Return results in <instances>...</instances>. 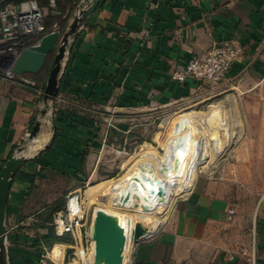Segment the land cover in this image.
Returning a JSON list of instances; mask_svg holds the SVG:
<instances>
[{
  "label": "crops",
  "instance_id": "crops-1",
  "mask_svg": "<svg viewBox=\"0 0 264 264\" xmlns=\"http://www.w3.org/2000/svg\"><path fill=\"white\" fill-rule=\"evenodd\" d=\"M225 41L243 57L218 85L257 59L264 46V0H100L70 38L55 100L44 97L40 109L34 88L23 84L1 95L0 175L11 157L20 164L9 178L0 264H39L48 250L39 244L51 223L41 215L64 192L39 205L40 186L48 173H66L75 180L68 188L76 189L84 152L92 149L93 124L76 111L126 109L189 94L202 81H174L176 67ZM219 187L200 177L162 229L134 243L129 264H251L235 253L254 244L257 264H264V195L246 216Z\"/></svg>",
  "mask_w": 264,
  "mask_h": 264
},
{
  "label": "rangeland",
  "instance_id": "rangeland-1",
  "mask_svg": "<svg viewBox=\"0 0 264 264\" xmlns=\"http://www.w3.org/2000/svg\"><path fill=\"white\" fill-rule=\"evenodd\" d=\"M36 1L46 12V26L48 21L52 22L47 29L51 30L57 25L62 32L69 30L79 11L86 5L85 0ZM54 60L55 54H52L39 74L22 76L28 80L27 85L34 88L33 92L40 109ZM10 64L9 57L0 63V96L19 85L10 76ZM223 81L224 79L218 82L202 81L189 94L179 93L180 97L167 102L153 100L141 105L133 104L126 109L114 107L108 111L102 110L104 108L100 111H76L79 114L77 116L89 118L94 127L90 139L92 149L88 148L84 152L85 158L80 165L78 185L76 189L68 188L75 180L71 181L63 174L48 173V179L40 186V191L44 193L39 205L49 202L58 192H64L62 198L64 207L53 214L51 222L56 236L59 235L56 233L54 223L55 214L67 210L69 193L78 190L82 194L87 210L84 246L89 252L87 254H90L94 211L103 208L114 214H131L124 209H118L117 213L112 212L114 209L110 207L109 200L113 187L138 161L144 166L150 164L152 160L148 158L149 154H157L158 162L163 159L166 144L169 143L167 141H170L173 135L171 133L175 122L187 112L196 115V122L205 123L202 133L200 134V131L198 135L194 134L199 136L197 140H210L212 143L218 138L221 140L222 150L209 157L206 151L197 157L191 171V185L183 196L176 199L165 224L193 192L200 177L216 181L221 186L217 190L218 193L236 206H240L244 215L250 216L251 210L257 207L264 195V46L259 47L257 59L253 64L246 66L245 70L241 68L226 84L218 85ZM215 112H218L220 117L218 125L207 124V119ZM224 133L228 136L225 137ZM109 183L98 199L89 198L88 191L91 186ZM165 213V208L161 214L157 212L159 216H164ZM144 228L151 227L146 225ZM60 238L48 246V251L52 252L51 255L56 260V263L52 264H85L81 259V255L85 256V253L81 251L80 258H76V249L71 247L76 246L73 236L67 234ZM131 257L132 249L128 254L129 263ZM85 258L89 264V258Z\"/></svg>",
  "mask_w": 264,
  "mask_h": 264
},
{
  "label": "bare ground",
  "instance_id": "bare-ground-1",
  "mask_svg": "<svg viewBox=\"0 0 264 264\" xmlns=\"http://www.w3.org/2000/svg\"><path fill=\"white\" fill-rule=\"evenodd\" d=\"M85 4L84 8L78 13L79 17H82L84 11L88 8L89 3L85 2ZM195 118L196 115L187 112L175 122L173 132L171 133L173 135L172 137L169 136L171 139L167 141L169 143L166 144V153L160 162L156 161L157 154L148 153V158L152 160L150 164L144 166L138 161L116 183L109 200L110 207L114 209L112 212L117 213L116 211L118 209H124L128 212L130 211L131 214H114L108 212L109 210L97 208L94 211L91 225L92 252L87 254L84 247L75 246L76 258H80V253L83 251L85 256L81 255V259L85 264H88L85 257L89 258V264H97L95 259L96 242L93 239V227L94 218L99 209L115 216L126 230L128 239L124 251L123 264H129L128 254L135 243L134 234L138 226L141 225L144 227L150 225L151 228L145 229L143 236L154 233L161 228L176 199L183 196L191 185V171L197 157L206 151L208 154L207 157H209L222 150V143L218 138H215V142L212 143L210 140H197V137H199L197 135L200 131V134L202 133L203 128H205V123H198ZM219 119V113L215 112L207 119V124L218 125ZM195 133L197 134L196 136L194 135ZM225 135V137L228 136L227 134ZM109 185L110 183L91 186L88 191L89 198L98 199ZM164 208L166 210L165 215L159 216L158 214H161Z\"/></svg>",
  "mask_w": 264,
  "mask_h": 264
},
{
  "label": "built area",
  "instance_id": "built-area-1",
  "mask_svg": "<svg viewBox=\"0 0 264 264\" xmlns=\"http://www.w3.org/2000/svg\"><path fill=\"white\" fill-rule=\"evenodd\" d=\"M45 17V10L36 0H22L19 2L0 0V63L6 57L10 58V76L20 85H27L28 80L22 78L21 75L14 74L13 67L25 49L39 44L41 39L51 32L46 27ZM54 30H59V28L57 27ZM242 57L241 49L233 42L215 43L209 49L192 55L185 64L176 67L172 79L181 83L191 78L200 81L218 82L229 75L235 63ZM67 198V210L57 212L54 217L56 233L60 237L71 234L76 246L85 248L84 228L87 225V210L84 206L82 194L75 190L69 193ZM231 212H234V210H231ZM143 239L146 238L141 240ZM71 247L75 248L74 245ZM51 253L48 250L45 251L41 255L39 264L56 263ZM235 254L247 255L251 264H257L255 244L252 247H242Z\"/></svg>",
  "mask_w": 264,
  "mask_h": 264
},
{
  "label": "water",
  "instance_id": "water-1",
  "mask_svg": "<svg viewBox=\"0 0 264 264\" xmlns=\"http://www.w3.org/2000/svg\"><path fill=\"white\" fill-rule=\"evenodd\" d=\"M100 0H85L89 3L82 17H75L67 32L53 30L47 33L39 44L25 49L13 67L16 75L39 74L45 67L49 57L55 54L54 66L48 78L45 99L55 100L60 92L61 73L63 71V61L66 57L67 47L70 38L76 34L84 21L92 14L98 6ZM40 130V123L37 122L31 133L34 138ZM20 160L11 157L0 175V243L5 231L4 222L6 217V205L11 187L9 180L11 174L16 170ZM145 233L143 226H138L134 237L135 242L142 239ZM93 239L96 242L95 259L97 264H123L124 251L127 244V233L120 221L106 211L99 209L94 218Z\"/></svg>",
  "mask_w": 264,
  "mask_h": 264
},
{
  "label": "trees",
  "instance_id": "trees-1",
  "mask_svg": "<svg viewBox=\"0 0 264 264\" xmlns=\"http://www.w3.org/2000/svg\"><path fill=\"white\" fill-rule=\"evenodd\" d=\"M45 23H46V17H45ZM52 25V22L51 21H48V25L46 27H50ZM85 156V155H84ZM85 158V157H83ZM63 175H66V173H62ZM63 200V199H62ZM60 200V201H57L54 205L50 206L48 208V210L44 213H42V218L45 219V221L49 224L52 222V217H53V214L64 207L63 205V201ZM43 239H44V242L43 243H40L39 245L43 246L44 243L45 245L48 247L50 246L54 241L58 240L60 238V236H56L55 234V230L53 228V224L51 223L48 227V233L47 234H44L43 236ZM62 239V238H60Z\"/></svg>",
  "mask_w": 264,
  "mask_h": 264
}]
</instances>
